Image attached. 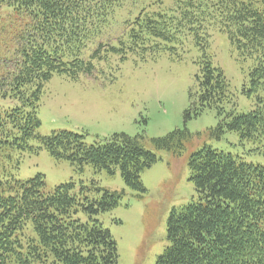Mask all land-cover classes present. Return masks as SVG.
I'll use <instances>...</instances> for the list:
<instances>
[{"label":"trees","instance_id":"16d2710c","mask_svg":"<svg viewBox=\"0 0 264 264\" xmlns=\"http://www.w3.org/2000/svg\"><path fill=\"white\" fill-rule=\"evenodd\" d=\"M0 4L16 21L25 19L12 26L7 46L0 48V264H118L117 244L98 220L118 205V193L105 190L89 200L74 193L72 183L46 192L43 175L16 181L6 166L17 168L24 155L43 149L78 174L87 167L95 175L118 172L125 187L141 198L146 194L141 174L156 164V156L141 135L113 134L93 145L67 131L39 136L43 86L55 75L71 81L104 75L111 61L121 64L132 55L141 61L158 53L178 58L177 47L187 36L203 48L215 27L242 59L253 62L250 85L264 91V0ZM8 30L2 28L0 36ZM198 68L184 119L214 111L219 121L208 137L219 140L234 133L240 144L263 145L264 97L248 114L225 112L230 98L222 71L205 56ZM191 140L182 128L148 143L154 151L180 155ZM188 167L196 198L172 209L166 221L168 245L155 264H264V167L209 147L192 154Z\"/></svg>","mask_w":264,"mask_h":264},{"label":"rangeland","instance_id":"374dc122","mask_svg":"<svg viewBox=\"0 0 264 264\" xmlns=\"http://www.w3.org/2000/svg\"><path fill=\"white\" fill-rule=\"evenodd\" d=\"M24 21H16L10 10L0 4V33L2 28H9L8 34L0 36V48L7 46L12 26ZM209 35L203 48L202 42L196 45L195 38L187 36L177 47L178 58L158 53L141 61L132 55L121 64L111 61L112 65L103 69L104 75L80 76L77 81L55 75L43 86L38 110L39 136L67 131L83 136L87 145L102 143L113 134L145 137L146 149L154 153L157 162L141 174L146 190L141 198L125 187L118 172L113 176L104 172L95 175L87 167L78 174L67 162L57 163L43 149L24 155L17 168L6 166L7 175L16 181L43 175L46 192L72 183L74 193L89 200L99 199L105 190L118 193V205L98 216L117 244L118 264H155L166 248L169 214L196 198L189 181L188 161L192 154L209 147L264 167V144H240L234 133H225L219 140L207 136V131L218 125L214 111L184 119L188 93L195 89L198 63L204 56L222 71L229 86L230 102L223 105L225 112L248 114L254 110L257 98L264 97V91H256L250 85L253 62L238 55L224 32L212 27ZM182 128L192 140L180 155L154 151L148 143ZM2 175L0 171V180Z\"/></svg>","mask_w":264,"mask_h":264}]
</instances>
